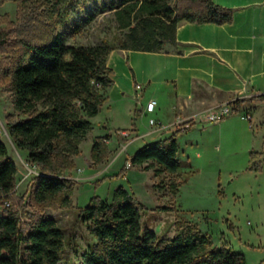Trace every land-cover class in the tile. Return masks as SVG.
<instances>
[{"label": "trees", "instance_id": "trees-1", "mask_svg": "<svg viewBox=\"0 0 264 264\" xmlns=\"http://www.w3.org/2000/svg\"><path fill=\"white\" fill-rule=\"evenodd\" d=\"M38 1L47 20L28 14L25 23L13 28L20 53L0 56V83L10 92L14 110L22 115L20 119L8 115L6 128L14 146L26 153V162L37 171L31 187L17 194L18 166L0 138V264L59 263L65 241L55 218L28 208L71 204L76 180L67 173L75 168L74 157L92 128L91 118L113 84L112 70L106 65L110 51H163L175 43L181 21L222 24L233 19V9L212 0H117L110 9L121 36L111 42L68 44L59 25L70 17V0ZM10 34L11 30L0 27V54L7 51ZM249 100L264 101V93L234 99L232 112ZM193 124V120L179 123L169 135L145 142L129 156L131 165L152 168L156 176L169 175L166 187L171 196L180 184L176 133ZM104 138L93 139L90 167L108 156ZM5 200L10 201L8 206ZM143 209L134 193L122 185L113 190L110 201L94 196L79 207L77 220L87 225L95 239L82 254L83 264H244L243 253L213 247L209 236L191 224L172 237H158L141 225Z\"/></svg>", "mask_w": 264, "mask_h": 264}, {"label": "rangeland", "instance_id": "rangeland-1", "mask_svg": "<svg viewBox=\"0 0 264 264\" xmlns=\"http://www.w3.org/2000/svg\"><path fill=\"white\" fill-rule=\"evenodd\" d=\"M116 1L70 0V17L59 25L65 42L88 45L111 42L121 36L110 9V3ZM42 8L38 0H0V27L12 33L6 43L7 51L0 56L11 58L20 53L14 44L13 36L17 33L13 28L25 23L28 14L47 20ZM4 86L0 83V138L18 166L15 190L22 194L33 184L32 175L37 171L26 162V153L14 146L8 134L7 116L20 119L22 115L14 110L11 94ZM134 106L131 97L111 98L91 118L92 128L80 144L76 166L67 173L76 180L69 207L54 203L42 209L28 208L29 212L38 211L55 218L62 231L65 246L58 264H83L82 254L95 239L87 225L77 220L78 209L94 196L110 201L119 185L133 192L144 205L140 223L158 237H172L182 226L191 224L209 236L213 247L224 246L243 253L244 264H264V101H246L239 111L219 122L204 117L177 120L183 123L193 120L195 124L176 133L180 184L174 196L166 187L169 175L156 176L152 168L143 169L137 164L126 166L138 147L156 140L152 135L134 139L153 126L149 120L164 123L155 113L135 119ZM121 129H126L129 135L121 136L118 133ZM169 133L166 130L161 137ZM95 137L109 140V153L99 164L90 167L88 159ZM127 140L131 141L127 143ZM77 166L81 168L76 169ZM5 201L10 204L9 200ZM158 206L171 208L158 209ZM21 218L28 221L26 215Z\"/></svg>", "mask_w": 264, "mask_h": 264}, {"label": "crops", "instance_id": "crops-1", "mask_svg": "<svg viewBox=\"0 0 264 264\" xmlns=\"http://www.w3.org/2000/svg\"><path fill=\"white\" fill-rule=\"evenodd\" d=\"M212 1L233 9L231 22L181 21L175 43L163 51L115 48L108 54L113 84L105 90L107 100L131 97L135 119L155 113L164 122L134 139L162 138L178 118L200 119L210 107L264 93V0ZM150 99L156 106L147 112Z\"/></svg>", "mask_w": 264, "mask_h": 264}, {"label": "built area", "instance_id": "built-area-1", "mask_svg": "<svg viewBox=\"0 0 264 264\" xmlns=\"http://www.w3.org/2000/svg\"><path fill=\"white\" fill-rule=\"evenodd\" d=\"M230 102L222 103V104H219L217 106L210 107V108L204 110V120H207V121H210L213 123L219 122L220 120H222L225 116L232 113V104H230ZM155 106H156V101L154 99H150L145 104V110L147 112H152L154 110ZM247 116L249 118L250 114H248ZM177 120H180V118H178ZM179 123L181 124L183 122H178V124ZM149 124L155 126L156 128L162 127L160 122L156 123L153 119L149 120ZM118 133L124 137L129 135V132L126 129H121L118 131ZM132 138H131V140H133ZM131 140H127V143L130 142ZM129 165H130V162L128 161L126 166L128 167ZM4 204L6 206H8L9 202L5 201Z\"/></svg>", "mask_w": 264, "mask_h": 264}, {"label": "bare ground", "instance_id": "bare-ground-1", "mask_svg": "<svg viewBox=\"0 0 264 264\" xmlns=\"http://www.w3.org/2000/svg\"><path fill=\"white\" fill-rule=\"evenodd\" d=\"M145 69V68H144Z\"/></svg>", "mask_w": 264, "mask_h": 264}]
</instances>
